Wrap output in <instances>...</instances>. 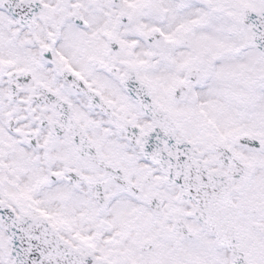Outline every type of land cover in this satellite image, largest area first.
Here are the masks:
<instances>
[{
    "label": "snow or ice",
    "instance_id": "snow-or-ice-1",
    "mask_svg": "<svg viewBox=\"0 0 264 264\" xmlns=\"http://www.w3.org/2000/svg\"><path fill=\"white\" fill-rule=\"evenodd\" d=\"M0 264H264V0H0Z\"/></svg>",
    "mask_w": 264,
    "mask_h": 264
}]
</instances>
